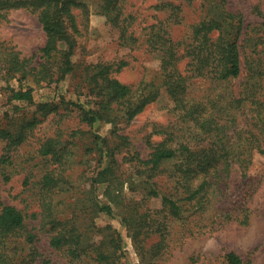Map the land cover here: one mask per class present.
<instances>
[{"label": "trees", "instance_id": "16d2710c", "mask_svg": "<svg viewBox=\"0 0 264 264\" xmlns=\"http://www.w3.org/2000/svg\"><path fill=\"white\" fill-rule=\"evenodd\" d=\"M128 1L101 0L96 13L108 31L118 34L119 45L132 49L137 47L138 39L131 30L134 18L125 11ZM156 1L153 9L164 17L151 27L146 46L157 55L154 73L158 85L142 81L132 88L113 76L112 64L100 63L86 68L91 99L85 104L68 103L77 111L80 123L89 128L117 113L131 122L156 99L160 89L173 104L170 125L155 131L161 137L159 142L148 140L150 153L145 158L117 129L101 138H89L87 153L97 163L87 178L90 187L118 180L120 162H124L142 174V182L147 185L146 199L159 202L157 209L143 203L125 205L123 224L141 262L148 253L144 245L150 236L159 237L150 250L156 256L174 221L186 220L185 213L190 210L201 217L206 213L215 216L223 210L221 204L233 172L245 178L253 156L264 157V23L259 31L263 36L257 39L263 43L261 51L254 53L256 58H248L243 43L251 34L250 26L241 13L226 8L225 0H202L199 20L187 25L179 39L172 33L183 24L184 15L181 3L176 2L190 4L194 0ZM12 10L35 15L46 38L39 55L30 57H21L0 41V90L6 85L10 101L30 103L31 87L19 86L15 90L8 82L28 81L35 87H46L71 74L75 67V38L80 31L76 20L80 15L86 18L88 10L77 0H0V19ZM243 59L246 79L236 89L234 81L241 76ZM125 65L121 62L116 69ZM58 109L49 103L35 108L43 116L56 114ZM38 123L36 116L0 117V142L5 143L7 156L2 157L0 164L7 163L9 154L27 141ZM83 135L88 132L77 129L70 138ZM73 144L69 140L63 142L61 134H56L37 149L48 166L37 182L30 183L29 189L38 197L40 207L36 226L13 206L1 205L0 264H48L40 251L41 234L47 237L49 248L61 253L69 264L122 263L121 237L112 225L92 226L84 233L72 218L57 212L58 198H70L75 191L69 167V160L75 155L69 147ZM88 201L93 212L113 217L111 206ZM237 221L245 225L247 216ZM224 262L249 264L232 251L224 255Z\"/></svg>", "mask_w": 264, "mask_h": 264}, {"label": "rangeland", "instance_id": "374dc122", "mask_svg": "<svg viewBox=\"0 0 264 264\" xmlns=\"http://www.w3.org/2000/svg\"><path fill=\"white\" fill-rule=\"evenodd\" d=\"M77 1L86 6L88 15L86 18L80 15L76 20L80 31L75 38L73 72L63 81L46 87H35L28 81L8 82V86L15 90H18L19 86L24 89L31 87L30 103L10 101L6 85L0 90V117L31 119L36 116L39 120L29 133L27 141L9 154L5 165L0 164V208L1 205L13 206L32 226H36L40 219L39 201L34 191L29 188L30 183L37 182L44 168L48 166V163L38 156L37 149L47 138L61 134L63 142H74L69 146L75 154L69 160V167L74 175L75 191L70 198H58L57 212L59 216L72 218L84 233L92 226L112 225L121 237L124 254L121 264H225L224 255L230 251L249 264H264V157L259 155L253 156L245 178L233 172L228 193L221 204L223 210L215 216L206 213L204 217L198 212L194 213V210L186 212V220L174 221L165 245L156 256H153L150 250L159 240L158 235L153 234L146 240L144 246L148 253L145 260L140 261L123 224L125 205L130 202L143 203L144 206L157 209L159 202L156 199H146L147 185L142 182V174H138L137 169L124 162H120L118 180L90 187L87 178L95 171L97 163L92 155L87 153L89 138H101L112 129H117L119 133L128 136L134 150L145 158L150 153L148 140L152 143L159 142L161 137L155 131L170 125L173 104L164 89H160L156 99L131 122H126L121 118V114L117 113L112 114L108 121H98L89 128L80 123L77 111L68 103L85 104L91 99L88 96L86 68L95 64H112L113 76L132 88L139 86L142 81H151L158 85L154 73L158 64L157 55L147 50L146 41L151 27L164 16L153 9L156 0H129L125 11L134 18L131 30L138 39V45L132 49L123 48L119 45L118 34L108 31L103 19L96 13L101 0ZM201 1L194 0L190 4L176 2L181 3L184 21L181 26L173 29L174 38L179 39L187 25L199 20ZM225 4L228 10L241 13L245 24L250 26L251 32L248 33L251 34L243 43L244 50L248 58H256L254 53L261 51L263 46L257 39L263 36L259 31L260 24L264 23V0H225ZM78 12L74 11L75 14ZM45 39L41 24L33 14L24 10H12L0 19V41L20 53L21 57L39 55ZM248 58L245 61H249ZM121 62L126 65L116 69ZM246 74L243 59L241 76L234 81L236 89L244 82ZM262 87L264 90V82ZM43 103L55 104L59 109L56 114L43 116L35 110L36 105ZM85 107L88 108L89 105L86 104ZM77 129L88 132V135L71 139V132ZM4 148L5 143L0 142V160L4 155L7 157ZM89 199L111 206L113 217L97 210L93 212ZM243 215H246L248 220L245 225L237 221L242 219ZM39 238L40 251L48 260V264H69L61 253L49 248L45 235L41 234Z\"/></svg>", "mask_w": 264, "mask_h": 264}]
</instances>
